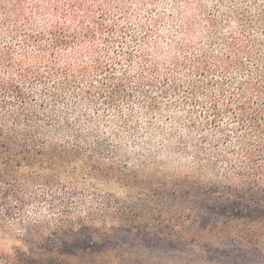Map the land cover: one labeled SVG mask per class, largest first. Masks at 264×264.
I'll list each match as a JSON object with an SVG mask.
<instances>
[{
  "label": "clouds",
  "instance_id": "clouds-1",
  "mask_svg": "<svg viewBox=\"0 0 264 264\" xmlns=\"http://www.w3.org/2000/svg\"><path fill=\"white\" fill-rule=\"evenodd\" d=\"M157 179L264 189V0H0V264Z\"/></svg>",
  "mask_w": 264,
  "mask_h": 264
},
{
  "label": "rangeland",
  "instance_id": "rangeland-1",
  "mask_svg": "<svg viewBox=\"0 0 264 264\" xmlns=\"http://www.w3.org/2000/svg\"><path fill=\"white\" fill-rule=\"evenodd\" d=\"M164 181L149 180L137 185L135 194L143 198L149 186L148 204L161 206L156 200L167 199L164 190L170 189L163 185ZM156 185L158 194L154 201L153 189ZM184 190L177 189L181 197H174V203L179 209L177 212L184 211L187 214L184 202H193L195 216L200 221L195 228L203 231V237L198 240L207 237L215 239L209 236H217L218 240L225 242L224 245L211 248L202 244L197 246L199 249H193L191 245L176 238L144 234L128 227L105 231L87 228L69 234L68 238L56 241L43 251L21 254V260L23 264H128L130 250H135L166 252L167 264H264L263 191L238 190L226 196L213 195L205 187L202 190L194 189L189 195L183 194ZM160 206L154 208L152 216L155 219L159 218ZM199 255L209 260L203 261Z\"/></svg>",
  "mask_w": 264,
  "mask_h": 264
},
{
  "label": "trees",
  "instance_id": "trees-1",
  "mask_svg": "<svg viewBox=\"0 0 264 264\" xmlns=\"http://www.w3.org/2000/svg\"><path fill=\"white\" fill-rule=\"evenodd\" d=\"M15 159L17 166L22 163H31L33 160L36 159L27 149H23L15 154ZM5 164H8L9 161H3ZM164 186H169L170 189H166L163 192L166 193L167 199L160 201V199L156 200V196L158 194L157 185L153 189L154 192V201H158L161 203V206L153 203L148 204V198L150 197V187L148 186L145 189L144 193L146 195L143 198H140L142 195H136L135 198L131 200L130 203H126L122 205L114 216V219L117 220V224L115 225H102L100 228H96L92 225H85L82 220L78 221H68L65 224H62L58 228H56L50 236L42 238L37 245L31 247L29 251L31 252H40L45 250L47 246H51L55 244L58 240H64L68 238L69 234H73L74 232H81L86 230L87 228H92L94 230H102L105 229H114V228H122L128 227L132 228L133 230L154 235V236H161L165 238H176L177 240H181L188 245H191L193 249L197 248L198 245L205 244V246L209 247H220L224 245L225 242H221L218 240L217 236H209L214 237L212 238H202L203 236L201 233L203 232L200 228H195L196 224L200 222L198 218L195 216L194 211V203L191 202L186 204L184 202V209L187 214L182 211V213H178L177 211L178 206L174 203L175 196H179L177 194V189L183 188V194L189 195L191 191L194 189L202 190L203 187H199L188 182L184 181H164ZM207 190L213 195H226L228 196L230 193L238 191L232 188H220V187H207ZM248 191L251 190H260L264 192V189H258L255 185H251L247 189ZM181 197V195L179 196ZM177 198V197H176ZM155 206H160L158 213L159 218L155 219L152 215L154 213V208H158ZM210 223H208L209 225ZM214 225V224H213ZM210 226V225H209ZM23 255L28 254L22 253ZM199 259H203V261H208L209 258L199 255Z\"/></svg>",
  "mask_w": 264,
  "mask_h": 264
}]
</instances>
